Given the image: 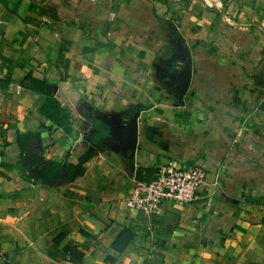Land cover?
<instances>
[{
    "label": "crops",
    "instance_id": "1",
    "mask_svg": "<svg viewBox=\"0 0 264 264\" xmlns=\"http://www.w3.org/2000/svg\"><path fill=\"white\" fill-rule=\"evenodd\" d=\"M259 69L264 0H0V264H264ZM169 161L201 199L127 209Z\"/></svg>",
    "mask_w": 264,
    "mask_h": 264
},
{
    "label": "built area",
    "instance_id": "2",
    "mask_svg": "<svg viewBox=\"0 0 264 264\" xmlns=\"http://www.w3.org/2000/svg\"><path fill=\"white\" fill-rule=\"evenodd\" d=\"M207 172L198 164L159 165L151 179L136 181L124 199L127 209L147 216L158 214L167 202L192 204L201 199Z\"/></svg>",
    "mask_w": 264,
    "mask_h": 264
},
{
    "label": "trees",
    "instance_id": "3",
    "mask_svg": "<svg viewBox=\"0 0 264 264\" xmlns=\"http://www.w3.org/2000/svg\"><path fill=\"white\" fill-rule=\"evenodd\" d=\"M46 107L52 111H55L54 108L51 106V102H46ZM81 161H79L77 164L73 165L70 163L69 166L61 165V164H53L50 166V172L45 179V183L53 184L57 180L64 179V180H73L77 176H79L82 172V168L80 167Z\"/></svg>",
    "mask_w": 264,
    "mask_h": 264
},
{
    "label": "rangeland",
    "instance_id": "4",
    "mask_svg": "<svg viewBox=\"0 0 264 264\" xmlns=\"http://www.w3.org/2000/svg\"><path fill=\"white\" fill-rule=\"evenodd\" d=\"M262 75V76H261ZM258 80H257V84L260 87H264V70L259 69V76H258ZM257 105L261 108L264 107V91H259V93L257 94V101H256Z\"/></svg>",
    "mask_w": 264,
    "mask_h": 264
}]
</instances>
